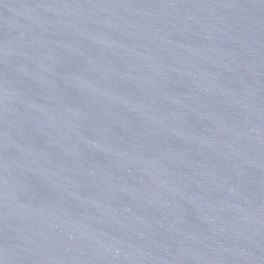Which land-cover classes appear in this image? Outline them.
I'll return each instance as SVG.
<instances>
[{
	"label": "water",
	"instance_id": "1",
	"mask_svg": "<svg viewBox=\"0 0 264 264\" xmlns=\"http://www.w3.org/2000/svg\"><path fill=\"white\" fill-rule=\"evenodd\" d=\"M0 264H264V0H0Z\"/></svg>",
	"mask_w": 264,
	"mask_h": 264
}]
</instances>
